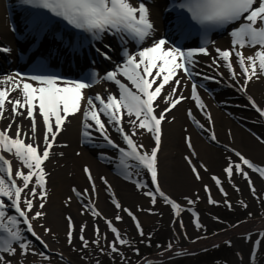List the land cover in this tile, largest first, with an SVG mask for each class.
<instances>
[{
	"label": "snow or ice",
	"instance_id": "snow-or-ice-1",
	"mask_svg": "<svg viewBox=\"0 0 264 264\" xmlns=\"http://www.w3.org/2000/svg\"><path fill=\"white\" fill-rule=\"evenodd\" d=\"M21 2L35 9L46 10L53 16L66 21L74 29L90 33L94 40L100 39L105 33L124 40V34H127L128 37L137 41L138 45H143L155 31L150 19V10L143 0H140L138 6L134 5L131 0H21ZM179 7L186 8L191 14V19L205 28L224 27L234 22H240L239 27L229 33L232 38V47L230 49L217 47L215 51L218 55L212 59L209 67L215 65L216 69L226 68L231 79L237 83H239L238 75H242L244 79L243 84L240 85L241 91H246L247 86L254 78L258 80L264 77V0H185V3L180 4ZM104 47L111 48L107 44ZM245 47L254 48V53L245 56L241 51ZM10 51V48L0 47V53ZM97 51L105 59H111L107 51L100 49ZM197 54L209 55L208 48L202 46L184 50L163 37L153 39L150 46L138 47L134 53L124 49L122 51L123 64L118 65L115 70L107 72L102 77L103 80L112 81L117 85L118 97L112 93H108L106 98L100 94H96L94 97L84 95L85 89L92 87L94 82H99L97 74L94 72L81 80H67L55 74L25 76L19 72L0 78V120L9 119L8 125L0 129V153L14 156L15 161L21 165L19 168H14L13 161L0 154V233L6 234L0 235V253H3L0 254V264H12V261L7 257L17 255L26 257L32 254L33 256L39 255L46 261L50 259L44 252H37L31 241L25 240V237L21 235L22 230L17 225L22 222L26 226L25 230L44 248H48V244L35 232L31 223L32 220L44 217L45 213L35 211L31 216L29 213L34 211V200L36 199L41 201L39 204L41 210L46 206L47 177L49 175L45 170L46 162L52 157V150L57 146V137L63 131L68 118L76 116L78 113L83 115L82 127L84 130L82 135L84 137H90L92 133L88 130L94 129L109 147L116 149L123 157L136 161L138 166H142L151 174V182L155 186V191L145 192L144 195L150 197L153 204L157 202V196H159L171 206L176 217H179L182 211L192 212L195 217L193 223L197 229L202 227L197 213L192 208H181L180 204L161 190L158 183V151L161 147L162 123L167 120L166 114L188 98L195 101L197 108H205L198 95L199 86L196 83H192L191 97H185L182 94L183 82L180 74L183 73L189 79L193 76V57ZM233 55L240 73L235 71ZM216 74L223 76L219 72ZM197 75L199 74L197 73ZM121 76L125 78L127 84L122 83L118 78ZM203 78L215 79V77L209 76ZM168 88L171 90L168 91ZM13 93L17 95L13 97ZM248 99L259 115L264 117V109L258 107L252 97H248ZM85 101L86 103H82ZM160 102L164 104V107L157 112V109H160ZM9 111L10 116L7 115ZM102 115L107 117L106 121L101 118ZM188 116L193 118L191 110L188 111ZM17 117L30 121L29 131H24L23 125L17 122ZM125 117H127L126 123L131 126L127 130L124 127ZM40 119L43 122L42 145L38 142V120ZM207 119L211 122L210 115H207ZM88 121L92 123H88ZM196 123L203 128L199 122ZM13 126H15L14 136L10 134ZM110 127L118 132L127 149L118 145L111 138ZM141 130L150 134L155 142V146L151 148L150 152H142L141 149L144 146L134 140ZM210 139L216 140L215 134ZM186 143L191 149L190 138L186 137ZM261 143H264V140H261ZM62 146L66 147V145ZM58 155L62 156L63 153ZM192 155H196L195 151L192 152ZM235 156L239 158V162L229 158L227 166L223 169L228 182L232 183L234 175H240L247 181L250 191L255 195L256 188L245 168L250 169L253 173H258L264 179V167L257 166L238 151L235 152ZM185 159L191 165L195 178L201 180L202 177L192 160L188 157ZM121 163L126 168L128 167L124 160H121ZM204 167L203 164L200 165V168ZM83 171L92 185L91 193L95 194L96 185L91 170L85 166ZM205 171H207L206 168ZM101 179L107 184V180L103 177ZM211 179L226 197L227 192L223 189L221 180L215 175ZM233 186L235 187V185ZM137 187L140 188L142 185L137 183ZM204 191L209 192L207 185L204 186ZM73 192L77 197L88 194L87 189L83 194L75 188H73ZM185 199L188 205L196 203V200L191 198L185 197ZM198 199L199 197H197ZM112 203L118 210L115 220H122L120 211L127 213L135 222L139 235L143 237L142 226L133 212L128 208H123L115 198ZM208 203L216 204L218 202L209 195ZM224 203L229 208L231 207L227 199ZM8 208L14 209L17 215H7L6 209ZM88 211L93 217L103 218L94 206H89ZM103 219H105L110 232L114 234V240L106 241V248L100 247V251L104 253L108 250L110 253L119 254L117 244L127 245L130 242L113 226L111 220ZM214 219L216 218L214 217ZM67 221V243L71 245L74 239V225L71 217H68ZM9 224L12 227H9ZM180 226L181 229L184 228L182 222ZM85 229L86 224L81 225L79 229L82 248L89 247L90 243L84 236ZM44 231L45 234H48L50 229L45 228ZM94 231L97 239L91 243L100 246L101 239L106 240V237L102 236L98 227ZM259 243L260 241L256 242V244ZM171 249L172 245L169 244L168 250L171 251ZM136 251L139 252L138 249ZM256 255V245H254L251 256L255 257Z\"/></svg>",
	"mask_w": 264,
	"mask_h": 264
},
{
	"label": "bare ground",
	"instance_id": "bare-ground-1",
	"mask_svg": "<svg viewBox=\"0 0 264 264\" xmlns=\"http://www.w3.org/2000/svg\"><path fill=\"white\" fill-rule=\"evenodd\" d=\"M131 2L138 6L140 0H131ZM143 2L150 10V19L155 28L153 36L144 42L143 45H138L137 41L131 39L127 35L125 39L120 40V42L128 45L132 53L136 52L138 47L150 46L153 39H159L161 37L176 45L169 36V33L167 34L166 32L167 23L171 22V20L165 22L168 19V14L164 9L165 0H143ZM11 4L12 0H0V47L11 49L10 52L3 53L6 58L8 56L10 59L18 49L17 39L14 38L15 33L10 29V26H12L11 21L13 20L11 16L15 15L14 17L16 19L18 15L10 14L13 13ZM13 26L15 27V25ZM213 40L214 41L210 42L207 46L209 55L197 54L193 57V76L189 79L184 76L183 73L180 74L183 82V96L191 97L190 87L192 83H196L199 86L197 89L198 95L205 108H197L195 101L190 98L184 99L181 104L170 113L166 114L167 120L162 123L161 147L158 151V183L161 190L169 196V198L180 204L183 209H186V207L189 208L185 197L191 198L193 196H199L205 200L211 195L212 199L217 201L216 198H218L220 190L211 179L213 175L221 180L222 187H225V191L229 190L230 184L223 169L227 166L229 158L237 163L239 162V158L235 156L236 151L256 164H260V161L264 160V145L261 143V140H264V123L254 111L248 99V97H252L257 106L264 109V77L258 80L254 78L247 86L246 91L238 93L240 85L243 84L244 77L242 75H238L237 80L239 83H237L231 79L226 68L220 67L216 69L215 65L209 67L212 63V59L218 55L215 49L217 47L220 49H230L232 47L231 39H229L225 33H222ZM110 46V49L104 50L111 56L110 60H106L105 58L100 60L99 55L96 56L102 68V72L99 75L100 81L92 89L84 91L86 97H94L96 94H100L102 97L106 98L108 93H112L117 97L119 96V89L115 83L102 79L107 72L113 71L118 65H121L118 64L117 59L113 55L114 47H112V44H110ZM241 51L247 56L252 55L255 49L244 48ZM232 60L235 71L240 73L239 66L235 63L236 58L234 55ZM220 63H223V61H220ZM10 66V64L9 66L3 65L0 78L11 74V72H8ZM66 69L70 71L74 70L71 66H67ZM217 72L222 73L223 76H218L216 74ZM197 73L199 75H197ZM204 76L215 77V79H202L201 77ZM118 78L122 83H128L124 77L121 76ZM196 79L200 80V82H196ZM205 89H207V91L209 90V92ZM167 90L170 91L171 89L168 88ZM12 95L15 97L17 94L13 93ZM82 103H86V101ZM233 105H235V109L241 106L236 109L239 113L234 110ZM8 107L10 109V105ZM163 107L164 104L160 102V109H157V112L162 110ZM189 110H191L193 118H189ZM7 115H11L10 111ZM207 115L211 116V122L207 119ZM101 118L105 121L107 120V117L103 115ZM16 119L18 123L23 125L24 131L27 132L30 130L29 120H25L22 117H17ZM126 120L127 117H125L124 124L127 130L130 129L131 126L126 123ZM82 121V113L69 117L63 131L58 135L56 141L57 146L52 150L53 155L45 165V170L49 174L47 177L48 198L45 208L42 210L39 208V211H43L45 215L39 219V222L31 221L35 232L48 244V248H43L46 250V255H48L50 259L46 261L43 257L39 255L33 256L32 254L26 257H21L19 255L7 257V259L12 261V264H59L57 261L58 256L70 258L75 255L73 253L74 250H80L82 248L79 229L81 225L85 224L86 229L84 236L90 243L89 247L84 248L82 256L88 263L97 264V261L103 262V256L98 249H96V245L91 243V241L97 239L94 231L96 227L100 229L102 236L106 237V240L101 239L100 247L106 248V241L114 240V234L110 232L103 218L111 220L113 226L121 233H125L124 235L126 238H128L127 232H132V228L135 227V222L132 221L131 217L122 211L119 212L122 216V220H115L118 210L112 203L113 198H115L123 208H128L133 212L142 228L143 226H147L146 231L148 236H152L157 231L162 230V227L156 225V222L154 223L153 221L157 212L154 210V207H152L151 198L144 195L145 192L151 191L147 186L142 171L137 168L135 163H130V166L127 168L123 166L125 167L123 169L125 173L121 178L113 173L110 166L104 165V163L97 159L95 150L83 144L84 136L82 135V131L84 129L82 127ZM196 122L203 125V128L199 127ZM8 123L9 119L7 118L0 120V129L5 128ZM88 123L92 122L88 121ZM240 123L250 129L251 132L245 127L240 126ZM201 129H205V133ZM88 131L95 132L94 129ZM10 134L13 136L15 135V126H13ZM109 134L117 144H124L118 132L111 127L109 128ZM213 134H215L216 140L214 141H216V143H212L209 139V136ZM186 137L191 139V149L186 143ZM134 140L138 144L144 146L143 149H141L142 152H149L151 148L155 146V142L152 140L151 135L142 130L134 137ZM42 141L43 122L42 119H40L38 120V142L42 145ZM62 145H66V147ZM104 145L107 147L104 148L103 151L104 157H111L114 150L108 148L105 143ZM193 151L196 153L195 156L192 155ZM59 153H63V155H58ZM3 155L13 161L14 168L21 167V165L15 161L14 156L7 153H3ZM185 157L191 159L193 164L197 167L202 177L201 180L195 178L191 165H189ZM117 163L122 166L120 162ZM201 164L205 167L200 168ZM85 166L91 170L94 178L96 185L95 194L91 193L92 185L84 174L83 169ZM205 168L207 171H205ZM245 170L249 172L256 188V193H258V182L260 178L250 169L245 168ZM25 171L27 170L25 169ZM101 177L107 180V184L104 183ZM232 182H234L236 188L239 189L235 194L241 200L240 202L243 208L250 207L255 201L250 195L251 191L247 181L240 175H234ZM137 183L141 184L142 187L138 188ZM205 185L209 188V192L207 193L204 191ZM73 188L82 194L87 189L88 194L77 197L76 193L73 192ZM229 191H232V189ZM230 196V193L227 194V196L224 197V201ZM70 197L71 200H69ZM231 197L235 199L234 195ZM230 198H228L227 201L231 205L232 202ZM157 202L159 203L158 207L161 209L162 213L168 218V226L172 231L173 238H170L171 241L166 245L165 249L155 252L152 256L141 260L138 264H147L149 261H161L167 258L177 257L181 254L198 250L199 248L217 245L219 241L226 240H228L237 251L239 262L241 264H248L244 259H248L251 251L246 250L248 244L239 237L249 234L252 231L264 230V215H260L256 218L247 219L236 227H228L226 230H222L218 233V235L214 234L209 237H201L200 234H198L199 231L196 225L193 223L194 218H192L188 212L182 211L180 216L176 217L171 206L166 204L162 198L157 197ZM40 203L39 199L34 200L35 207H39ZM217 204L221 207L224 206L228 208L223 202ZM211 205L214 207L216 204ZM245 205H247V207H245ZM89 206H94L95 209L101 213L103 218L93 217L91 212L88 211ZM146 210L147 213L153 215L151 218L144 215ZM7 215H9L8 212ZM68 217H71L74 225V239L71 245L67 243ZM181 222L184 225L183 229H181L180 226ZM193 224L195 225L194 228L192 226ZM9 226L11 227L10 224ZM17 227H20V224H18ZM45 228L50 229L48 234H45ZM0 235H4V233H0ZM33 244L32 246L37 252L44 251L43 248L36 246L35 242ZM169 244L172 245L171 251L168 250ZM117 247L120 250L119 244H117ZM121 251H119V253ZM108 252L112 255L110 251ZM255 261L256 264H264L263 259L258 260L256 258ZM112 262L113 260L111 263Z\"/></svg>",
	"mask_w": 264,
	"mask_h": 264
},
{
	"label": "rangeland",
	"instance_id": "rangeland-1",
	"mask_svg": "<svg viewBox=\"0 0 264 264\" xmlns=\"http://www.w3.org/2000/svg\"><path fill=\"white\" fill-rule=\"evenodd\" d=\"M237 112L239 113V111ZM259 166L264 167V160L260 161ZM229 184V190L232 189V191L227 190L226 192L227 194L230 193L231 196H235V199H233L231 196V198H226H230L232 202L230 208H226L224 206L221 207L217 203L213 207L212 205H208L204 198L197 196L199 197L197 200L196 196L191 197V199L196 200V203L190 206L193 207L195 211H197L199 223L202 225V227L198 229V234H200L201 237H209L213 236L214 234L218 235V233H220L222 230H226L228 227H236L247 219L264 215V179L258 182V193L253 195L251 192L250 195L253 197L256 203H252V205L248 208H243L240 202L241 200L236 196L235 193L238 191L235 183L232 182ZM233 185H235V187ZM216 200L218 203H224V197H222V195H218ZM39 202L41 201L39 200ZM158 206V202L155 204L152 203V207H154V210L157 212V215L153 218V221L154 223L156 222V225L162 227L161 231H157L152 236H148L146 231L147 226H143L142 229L144 236L142 237L139 235L136 228H132V232H127V239L130 243L127 245H119V251L122 250L119 254L112 253V255H110L108 250H106L104 253H101L100 246L96 245V249H98L100 254L103 256V262L100 261L99 264H136L140 262L141 257L153 255L155 252L165 249L166 245L171 241L170 238H173V234L168 226L167 216L162 213ZM35 211H39L38 206H36L34 211L29 213V215H34ZM144 215L149 218L153 216L147 213V210L145 211ZM214 217L216 219H214ZM39 219L40 218L33 221L39 222ZM192 226L193 228L195 227L194 224ZM261 233H264V231H253L249 234H246L247 236L242 235L239 237L241 240H244L246 244H248L246 249L247 251H252L253 246L256 245L257 255L255 256V259L257 258L258 260H264V235H261ZM121 234L122 236L126 237L124 232ZM246 237L248 238L246 239ZM257 241H260V243L256 244ZM136 249L139 250L138 253ZM83 250L84 248H81L80 250H74L73 253L75 255L71 256L70 258H62L58 256L57 261L59 264H95L88 263L86 261V259L82 256ZM112 260L113 262L111 263ZM238 262L239 256L237 251L234 249L233 245L230 244L228 240H226L219 241V243L215 246L210 245L200 248L196 250V254L192 257L184 256L183 258H167L162 264H238ZM255 262L256 261H250V264H255Z\"/></svg>",
	"mask_w": 264,
	"mask_h": 264
}]
</instances>
